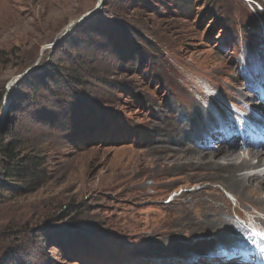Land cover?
<instances>
[{"label":"rangeland","instance_id":"1","mask_svg":"<svg viewBox=\"0 0 264 264\" xmlns=\"http://www.w3.org/2000/svg\"><path fill=\"white\" fill-rule=\"evenodd\" d=\"M98 1L0 0V91L10 105L8 84L38 63V89L18 94L11 116L48 172L0 210V229L47 207L67 219L52 226V264H237L222 250L251 245L263 208L188 148L219 155L211 136L230 102L259 108L264 0H102L98 19L41 54Z\"/></svg>","mask_w":264,"mask_h":264},{"label":"trees","instance_id":"2","mask_svg":"<svg viewBox=\"0 0 264 264\" xmlns=\"http://www.w3.org/2000/svg\"><path fill=\"white\" fill-rule=\"evenodd\" d=\"M96 19L98 15L88 22ZM64 42L65 40L55 47L52 56L63 49ZM50 66L48 63L44 70L45 78L51 75ZM35 77L37 76L32 74L20 83L15 91H11V111L0 129V210L8 209V204L21 196L34 193L47 181L46 157L31 148L30 141L15 129V122L13 124L11 116L12 111L20 103L17 95H27L26 89L28 91L31 88L38 89L33 83ZM9 94L8 92L6 95L4 90L0 91V123L5 99ZM66 210L69 216L68 212L73 209L67 205ZM56 212L52 213L49 208L43 207L40 212L32 214L28 219L1 228L0 264H52L48 249L54 247L53 245L61 247L60 235L52 226L67 220L64 218L66 213Z\"/></svg>","mask_w":264,"mask_h":264},{"label":"bare ground","instance_id":"3","mask_svg":"<svg viewBox=\"0 0 264 264\" xmlns=\"http://www.w3.org/2000/svg\"><path fill=\"white\" fill-rule=\"evenodd\" d=\"M222 107L224 108V104L222 105ZM225 149L226 148L223 149L224 151L222 153H218L219 155H217L211 153L209 149L199 151L194 148H188L189 153L195 155V157L192 156L191 158H194L199 165L207 162V164L210 163V165L215 167L216 169L224 168L226 170L233 171V173H230V177L236 178L237 181L242 183L245 188L251 189V195H255L258 197L259 199L258 204L262 206L264 212V200L260 199V196L264 193V176H261L259 174L246 173L249 170H259L260 168L264 167V150L258 152H255V150H248V152H245L243 154H239V153L235 154L237 151L235 147L230 146L228 150ZM209 155L211 157L214 156L211 158L212 160L209 158L208 161L204 162L203 159H201ZM220 155L223 156L220 158H216L219 157ZM253 159H258V162L256 164H253L252 163ZM191 160L193 162L195 161L193 159ZM219 214L222 216L221 212H219ZM239 229L243 231L242 227Z\"/></svg>","mask_w":264,"mask_h":264},{"label":"water","instance_id":"4","mask_svg":"<svg viewBox=\"0 0 264 264\" xmlns=\"http://www.w3.org/2000/svg\"><path fill=\"white\" fill-rule=\"evenodd\" d=\"M102 4H103L102 0H99L97 6L95 7V9H93L92 11H90L87 14L83 15L82 18H80V19H78L76 21H73L66 28V30L51 45H48V46H46V47H44L42 49L41 54H43L44 51H46V50H54L55 47L58 44H60L63 40H65L72 32H74L80 26H82L84 23H86L87 21H89L90 19H92L94 16H96L97 13L99 12V10L102 7ZM37 66H38V63L34 67L27 69L23 74L17 76L15 79H13L8 84V88L7 89L10 90L13 86L19 85L24 80H26L29 76H31L36 71V67ZM9 113H10V105L9 104H6V106L4 107V110H3V114H2V119H1V123H0V129H1L2 125H3V123L5 122L6 117H7V115Z\"/></svg>","mask_w":264,"mask_h":264}]
</instances>
